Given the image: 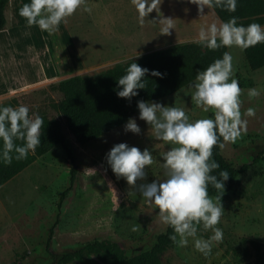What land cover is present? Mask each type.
<instances>
[{"label":"rangeland","instance_id":"obj_1","mask_svg":"<svg viewBox=\"0 0 264 264\" xmlns=\"http://www.w3.org/2000/svg\"><path fill=\"white\" fill-rule=\"evenodd\" d=\"M98 3L85 0L68 20L82 24L95 22L100 26L107 18L102 6L110 8L114 19L111 15L110 18L116 29L118 26L122 32L120 36L117 31L110 32L107 37L113 51L118 42L124 50L116 59L106 44L100 43L96 49L80 47L84 57L81 73L89 76L111 68L118 61L132 60L133 56L136 59L176 43L198 42L202 27L223 22L212 8H205V14L200 16L198 7L188 0H162L160 11L153 10L144 24L139 22L131 0H99ZM12 6L17 19V0H12ZM89 8L91 11L87 10ZM162 17L173 20L175 28L171 29L170 35L160 33L162 24L159 19ZM229 53L233 57L234 77L242 89V116L248 108L255 110V116H243L248 121L247 133L236 143L224 142L222 152L234 164L248 163L249 166L232 185L226 187L222 196L225 210L218 227L223 231V241L213 242L212 252L207 257L196 250L191 239L187 247L173 243L162 255L165 264H255L258 258L256 248L243 239L257 241L264 252V67L251 69L244 51L238 47L229 48ZM194 82L170 96L147 102L181 107L193 120L210 118L211 112L204 113L191 100ZM54 85L57 84L26 89L7 101L3 100L0 105L17 107L24 104L30 108V115L46 114L60 119L78 158L77 180L62 205L60 221L49 247L50 228L57 218L58 203L70 184V170L74 166L62 145L58 144L37 163L0 187V264H52L54 257L76 250L95 238L116 240L129 253L145 249L168 225L160 220L156 206L143 198L137 188L123 178L117 179L106 154L121 142L141 150L149 149L154 164L146 169L148 175L144 182L151 183L157 178H165L161 155L172 145L155 139L151 126L140 119L138 106L132 118L140 126V134L125 132L124 124L86 145H80L55 107L63 95L54 89ZM252 88L258 89L260 95L249 97L248 91ZM211 235V230L205 231L201 226L199 237L207 239Z\"/></svg>","mask_w":264,"mask_h":264},{"label":"clouds","instance_id":"obj_2","mask_svg":"<svg viewBox=\"0 0 264 264\" xmlns=\"http://www.w3.org/2000/svg\"><path fill=\"white\" fill-rule=\"evenodd\" d=\"M131 2L138 12L139 22L144 24L153 10L160 11L162 0ZM188 2L196 5L202 16L205 8L214 6L235 12L238 0ZM84 3L85 0H30L20 8L19 14L29 26L38 25L41 31L54 35L60 24L67 23ZM87 10L91 11L90 8ZM237 20V17H231L225 22L202 27L198 43L210 50L234 46L246 50L264 43V26L258 23L245 26L238 24ZM159 21L162 24L160 33L170 35L171 29L175 28L172 18L162 17ZM149 71L135 61L130 63L126 74L118 79L117 95L129 101L138 96V90L146 88L145 77ZM152 75L162 76V73L152 70ZM192 86L195 91L191 100L204 113L211 112L213 118L193 120L181 107L154 101L137 102L140 119L151 126L155 139L172 145L161 155L163 180L157 178L151 183L144 182L148 175L146 169L154 164L152 152L147 148L141 150L126 142L117 143L106 154V159L117 179H125L156 206L160 220L173 229L169 238L178 247H187L191 239L196 250L207 257L212 252L213 242L223 241V231L218 225L225 210L222 196L230 178L227 170L220 171L218 176L213 174L214 170L220 169L219 162L213 158V149L217 145L224 147V143H220L221 137L224 142L236 143L246 134L248 121L243 116L254 117L255 110L248 108L242 116V89L234 77L233 57L228 52L198 72ZM259 95L256 88L248 91L249 97ZM30 111L24 104L17 107L0 105V162L10 165L13 159H27L29 153L35 152L41 144L44 121L39 115H30ZM124 130L141 133L135 118L128 120ZM209 185L217 190V196L209 195ZM201 226L205 231L211 230L209 238L198 236Z\"/></svg>","mask_w":264,"mask_h":264},{"label":"trees","instance_id":"obj_3","mask_svg":"<svg viewBox=\"0 0 264 264\" xmlns=\"http://www.w3.org/2000/svg\"><path fill=\"white\" fill-rule=\"evenodd\" d=\"M8 4L9 0H0V31L5 28L7 23L5 10ZM212 9L223 22L231 17H237L238 24L245 26L251 23L264 24V0H238L235 12H229L217 6ZM243 51L251 69L257 70L264 67V43H258ZM225 52L229 53V48L221 47L210 50L198 42H183L143 54L134 61L150 70L145 77L146 88L138 90L139 95L130 101L117 95L119 90L117 85L118 79L126 74L128 65L134 62L132 60L118 63L94 76H72L53 86L63 95L55 107L64 117L66 126L76 141L80 145H86L126 124L134 116L138 101L147 102L161 99L178 92L195 81L198 72L205 70L216 59L222 58ZM152 70L159 71L162 76H153ZM39 116L44 121L41 129V144L35 152L29 153L27 159H13L10 165L0 162V187L26 169L38 157L48 153L58 144L62 145L74 166L70 170V184L62 192L58 203L57 218L50 228L47 240L49 247L55 227L60 221L62 205L77 180L79 170L76 166L77 155L63 131L62 121L58 118L48 117L46 114ZM209 116L213 118L212 113ZM220 143H224L222 137ZM0 146H2V142H0ZM213 158L220 164V169L214 170L213 174L218 176L222 170H227L230 174L226 187L232 185L249 166L248 163L240 166L234 164L223 154L222 148L218 145L214 146ZM217 193V190L209 185V195ZM171 234H173V229L167 226L164 232L156 235L153 244L135 253H129L116 240L95 238L76 250L66 252L58 258L54 257L52 264L73 262L83 264H165L162 255L174 243L169 238ZM243 241L249 242L256 248L258 258L255 264H264V252L260 244L252 239H243Z\"/></svg>","mask_w":264,"mask_h":264},{"label":"crops","instance_id":"obj_4","mask_svg":"<svg viewBox=\"0 0 264 264\" xmlns=\"http://www.w3.org/2000/svg\"><path fill=\"white\" fill-rule=\"evenodd\" d=\"M96 1L98 3L99 0ZM25 3H30V0H17V19L12 0H9L5 10L7 23L0 31V104L26 89L47 87L76 75L85 76L81 73L84 57L80 47L96 49L101 43L106 44L109 51H113L107 35L117 31L120 36L122 32L120 27L117 26L116 29L110 18L111 15L114 19L112 10L102 6V12L105 11L107 15L102 25L67 20V23L60 24L58 32L49 35L46 31H41L38 25L29 26L27 20L20 16L19 10ZM119 45L118 42L116 50L113 51L116 59L124 50ZM118 63L120 61L116 64ZM43 156L38 157L32 164L37 163Z\"/></svg>","mask_w":264,"mask_h":264},{"label":"built area","instance_id":"obj_5","mask_svg":"<svg viewBox=\"0 0 264 264\" xmlns=\"http://www.w3.org/2000/svg\"><path fill=\"white\" fill-rule=\"evenodd\" d=\"M67 165H69V163L67 162Z\"/></svg>","mask_w":264,"mask_h":264}]
</instances>
